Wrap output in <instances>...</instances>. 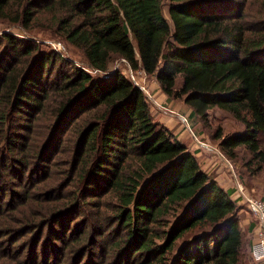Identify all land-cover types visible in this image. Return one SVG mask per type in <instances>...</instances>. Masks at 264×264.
<instances>
[{"label": "trees", "instance_id": "16d2710c", "mask_svg": "<svg viewBox=\"0 0 264 264\" xmlns=\"http://www.w3.org/2000/svg\"><path fill=\"white\" fill-rule=\"evenodd\" d=\"M0 22L52 33L81 52L87 69L107 75L99 80L29 40L0 35V181L10 171L18 185L30 177L19 197L4 190L0 264L243 263L245 231L230 192L153 120L140 88L108 68L118 59L142 69L201 121L212 108L228 112L243 131L224 135L217 127L214 140L235 162L243 147L248 172L257 175L264 169V0H0ZM57 60L70 70L51 79ZM78 113L86 116L53 162L57 172L46 169L38 186L31 169L47 162L56 141L61 146ZM24 119L22 143L16 127ZM17 163L20 173L12 172ZM54 188L53 197L41 194ZM76 212L84 216L72 232L62 218ZM24 235L36 241L17 244Z\"/></svg>", "mask_w": 264, "mask_h": 264}, {"label": "rangeland", "instance_id": "374dc122", "mask_svg": "<svg viewBox=\"0 0 264 264\" xmlns=\"http://www.w3.org/2000/svg\"><path fill=\"white\" fill-rule=\"evenodd\" d=\"M163 12L165 15H167L166 7H164ZM36 27L38 26L36 25ZM3 33H9L12 36L24 41L29 40V43L35 45L37 51L38 50L42 52L52 51L53 53H56L57 55H60L61 57L71 61L75 66L90 72L89 69L85 67V62L81 52L78 51L76 48L66 44L63 40L53 36L54 34L52 33H49L42 29L34 30L33 32L31 31L29 32L26 30L24 31L20 29L17 25H11L0 22V35ZM5 46H6L5 42L0 39V52L6 49ZM34 52L35 49L32 53ZM19 58H21L20 60H22L24 57H20V55H17V61L19 60ZM57 69L59 71L55 72V70ZM65 70L69 71L70 67L64 64L60 65L59 61L57 60L54 63V72L51 73L50 78L57 79V76H59V72ZM115 70H120L128 79H130L129 77L130 68H128L127 65L123 63L122 60L117 59L113 63H111V65L108 68V73H111ZM90 73L92 75L95 74L94 76H96L99 80H104L107 77L106 74L99 72H95V73L90 72ZM133 74H135V72H133ZM179 80L180 79L177 80L178 83L180 82ZM136 81L140 85L144 86V89H140V90L143 93L145 104L147 105L153 117V120L159 122L165 128L169 129L176 136L177 139L178 138L180 139L181 142H187L188 144H190L189 148L185 145L189 151L191 150L194 151L193 148H197V150L200 151L202 155L198 158V162L203 171H205L207 174L212 176L214 180L217 178L220 179L225 185L229 186L230 188L232 187V185H234V181L236 179L240 183H242V185L244 186L245 190L249 195L259 199L264 198V184H263L264 169L258 172L257 175H253L256 177H253L248 172L249 170L248 162L251 160V156L243 147H240L237 150V159L235 162L234 160L228 159L225 156V154L221 152V150L218 147L217 141L214 140L217 127L221 128L222 134L224 135L236 134L243 131V125L238 120L233 118L226 111L217 108H212L208 112L209 114L208 117L204 121H201V119L198 117H191V108L185 103H183L181 99L171 98L166 96L162 92L159 83L156 81V79L153 76L138 74L136 76ZM148 95H150V97ZM85 114L86 113H78V115L75 118L74 116L76 114L70 119L67 126L65 127V131L62 134L63 142L61 146L58 148L59 144L58 141H56L53 148L49 150L48 156L50 155V157L47 159V162L44 163L43 166L41 165L36 166L34 170L31 169L30 174L32 175L35 172L34 179H37L38 186H41L39 184L43 182L39 180H41L44 177V175H46L45 174L47 172L46 169L52 168V171H54L55 173L57 172V166L56 165L53 166V162L57 161V159L61 157V149L65 139L68 138V136H70L74 127L78 124L77 122L81 121L82 118L86 116ZM182 118H185V121H183ZM25 123L26 122L24 119L21 122H19L18 127H16L17 130L15 129L16 133L21 138L20 141L22 143L25 142V137L28 136L27 132L25 131ZM179 135H181V137ZM19 164L22 165L23 163L19 162ZM20 165H18V163L17 165H14L15 167H13L12 172L20 173V168H21ZM46 165H49L50 167H46ZM254 166H256V164L251 163V168H254ZM13 176H15V174L11 173L10 171V173L8 174L6 173L4 175V178L2 177L3 182L0 181V204H3L5 201L9 199L8 194L6 195L4 194V190L6 191L10 190L13 192L14 196L19 197V194L24 192L25 189V187L22 186L30 185V183H28L30 181V177L28 180H26L28 177L25 176L23 181L25 182V184L18 185L17 180L13 179ZM245 180L252 185L251 188L247 186L248 184L246 183ZM52 187L54 186L49 185L48 187L44 188V190L48 191ZM54 190L55 188L52 189V191L43 192L41 194L43 196L53 197L54 195L52 194V192H54ZM64 216L66 218L62 216L63 217L62 219L67 220L66 221L67 223L70 221L72 222L70 231L73 232V230L76 228L77 230H80V226L77 225L81 223L84 213L76 212ZM238 217H239L240 225L242 229L245 231L244 233L245 241H244V250H243L244 254L242 258L243 261L242 264H255L251 255V246L254 239V230L247 231V227L249 225L248 222L254 224V222L256 221L255 217L247 210V208L244 205H242V210L239 211ZM90 226L88 224L83 225L82 229L87 231L88 228H90ZM58 234L60 235L59 232ZM36 238L37 237L35 235L19 236L17 237L16 243L21 245L22 244L24 245L26 243V246H28L30 242H35ZM47 240H48L47 236L41 237L38 245L39 254L40 252L43 251ZM98 240L100 239L98 238ZM89 242L88 243L86 242L87 244L80 243L78 248H85L86 246H89ZM110 250L112 249L110 248Z\"/></svg>", "mask_w": 264, "mask_h": 264}, {"label": "built area", "instance_id": "2783aa9c", "mask_svg": "<svg viewBox=\"0 0 264 264\" xmlns=\"http://www.w3.org/2000/svg\"><path fill=\"white\" fill-rule=\"evenodd\" d=\"M90 72H97V70H89ZM135 72V74H133ZM138 74L146 75L142 69L132 71L129 70L130 81L134 85H137L140 89H144L143 85H140L136 81ZM150 97V95H148ZM185 121V118H182ZM234 176V174H233ZM235 178V176H234ZM235 191L238 198L246 206L247 210L255 217L256 227L254 231V239L251 246V255L255 264H264V200L252 197L247 193L242 183L235 179L234 181Z\"/></svg>", "mask_w": 264, "mask_h": 264}, {"label": "crops", "instance_id": "0c3cea01", "mask_svg": "<svg viewBox=\"0 0 264 264\" xmlns=\"http://www.w3.org/2000/svg\"><path fill=\"white\" fill-rule=\"evenodd\" d=\"M180 137H181V135H179ZM179 136H177V137H179ZM179 139V138H178ZM180 140V139H179ZM184 145H186L188 148H189V145L190 144H188L187 142H182ZM194 149V151H192L191 149V151H192V153L194 154V156H196L197 158H199L202 154L200 153V151L199 150H197V148H193ZM218 183H219V185L223 188V189H225V190H228L229 192H230V197H231V199L232 200H234V202H235V204L237 205V206H239L240 207V211L242 210V205H244L243 203H242V201L238 198V196H237V193H236V191H235V187H234V185H232V187L230 188L229 186H227V185H225L220 179H215ZM248 224H249V222H248ZM254 224H255V222H254Z\"/></svg>", "mask_w": 264, "mask_h": 264}]
</instances>
